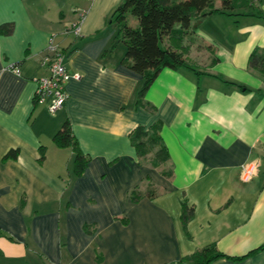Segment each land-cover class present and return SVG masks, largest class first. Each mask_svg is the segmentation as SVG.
Wrapping results in <instances>:
<instances>
[{
    "label": "crops",
    "instance_id": "0c3cea01",
    "mask_svg": "<svg viewBox=\"0 0 264 264\" xmlns=\"http://www.w3.org/2000/svg\"><path fill=\"white\" fill-rule=\"evenodd\" d=\"M119 3L0 0V26L10 24L0 27V264H167L206 246L230 256L208 264H264V74L247 58L264 51V0L256 14L191 17L178 44L163 37L197 71L161 68L143 97L152 111L137 104L142 76L121 62ZM50 41L81 75L53 115L34 101ZM66 119L86 159L79 174L73 148L52 141ZM158 121L168 175L142 164L129 138Z\"/></svg>",
    "mask_w": 264,
    "mask_h": 264
},
{
    "label": "trees",
    "instance_id": "16d2710c",
    "mask_svg": "<svg viewBox=\"0 0 264 264\" xmlns=\"http://www.w3.org/2000/svg\"><path fill=\"white\" fill-rule=\"evenodd\" d=\"M216 2V0H121V3L110 13V18L117 27L116 39L125 46L121 62L140 74L143 79L142 85L139 87L137 104L148 110H153V107L143 97L161 68L179 69L185 67L197 71L183 56L182 51L169 46H161L160 42L163 37L178 44L179 40L190 32L191 17H201L213 12L256 14L257 12L253 9L258 7L260 0H218V5ZM132 18L136 22L134 25L129 23ZM176 24L179 26L175 27ZM9 25L3 24L0 27L3 31H7ZM247 58L249 68L264 74V51L254 49ZM240 86L244 87V85ZM160 131L161 122L158 121L149 128L137 126L129 137L139 158L146 153L147 149L153 148L154 165L162 163L168 158ZM52 141L59 147L71 146L73 148L75 152L74 170L79 174L85 167L86 159L77 149L67 119L54 133ZM43 153L44 149L41 148L40 159L43 158ZM16 154L17 149L11 148L4 154V158H14ZM161 173L168 175L169 171ZM139 194L141 193L135 192L132 193V196L137 198ZM181 210V219L185 221L189 218L192 209L183 207ZM224 256L230 257L215 246H206L176 264H208L213 259ZM231 258L240 259L242 257L231 256Z\"/></svg>",
    "mask_w": 264,
    "mask_h": 264
},
{
    "label": "built area",
    "instance_id": "2783aa9c",
    "mask_svg": "<svg viewBox=\"0 0 264 264\" xmlns=\"http://www.w3.org/2000/svg\"><path fill=\"white\" fill-rule=\"evenodd\" d=\"M93 1V0H90ZM84 11L79 13L82 20ZM78 23H74L69 30L75 34L79 32ZM51 42V41H50ZM48 51L41 56L40 65L47 69L48 73L37 79V86L34 92L35 103L44 104L50 114L55 112L63 106V103L68 98V93L65 87L66 81L69 77L79 79L80 73L76 72L69 74L64 63V52L54 43H49ZM15 73H18V67L11 65L10 67ZM255 163H244L241 166L243 179H249L255 173Z\"/></svg>",
    "mask_w": 264,
    "mask_h": 264
},
{
    "label": "rangeland",
    "instance_id": "374dc122",
    "mask_svg": "<svg viewBox=\"0 0 264 264\" xmlns=\"http://www.w3.org/2000/svg\"><path fill=\"white\" fill-rule=\"evenodd\" d=\"M216 1L218 2V0H216ZM255 9H256V7H255ZM129 23L130 24H133V25H134V23L136 24V22L134 21V18L130 19V22ZM177 26H179V25L176 24L175 27H177ZM190 35L194 36L193 34H190ZM190 35H188L187 39L189 40V42H190V40L192 41V45H193L192 47L193 48H196L197 46H199L198 45L199 43H201L204 46H206L204 48H210L209 45H206L207 44V39H206L207 38V35L203 36V38H204L203 41L200 39L199 36H194V39L195 38L197 39V40H194L193 37H191ZM212 49L216 50L215 48H212ZM191 72H193V71L191 70ZM153 153H154L153 148L152 149H147L146 150V153L141 156V158H140L141 161L140 162H142V164H144V165H146V166H148L150 168L156 169L159 172H162L163 171L164 173H166L168 171V168H167V166L163 165V162L162 163H159V164L156 163L155 165L153 164V163H155L154 162V154Z\"/></svg>",
    "mask_w": 264,
    "mask_h": 264
},
{
    "label": "water",
    "instance_id": "95a60500",
    "mask_svg": "<svg viewBox=\"0 0 264 264\" xmlns=\"http://www.w3.org/2000/svg\"><path fill=\"white\" fill-rule=\"evenodd\" d=\"M167 264H176L175 262H170V263H167Z\"/></svg>",
    "mask_w": 264,
    "mask_h": 264
}]
</instances>
